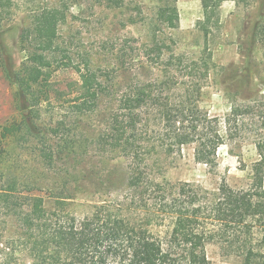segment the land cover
I'll return each mask as SVG.
<instances>
[{"label": "trees", "instance_id": "trees-1", "mask_svg": "<svg viewBox=\"0 0 264 264\" xmlns=\"http://www.w3.org/2000/svg\"><path fill=\"white\" fill-rule=\"evenodd\" d=\"M97 1L124 6L121 0ZM222 1H203L206 43ZM15 4L0 0V29L14 18ZM157 18L178 28L176 0H164ZM66 22L67 13L55 3L36 9L20 32L25 53L20 65L0 30V67L15 87L17 108L0 127V204L8 223L0 264H19L21 254L30 264H211L206 245L212 241L240 255L243 264H264V141L256 144L259 158L245 188L224 180L209 190L189 181L159 180L148 170L149 158L160 148L171 152L195 142L196 159L209 162L225 143L220 118L199 104L212 57L176 53L152 29L151 44L139 51L148 62L156 56L150 64L154 76L143 79L134 71V80L121 88L114 65L95 67L85 55L75 61L63 39ZM69 70L78 78L55 79ZM177 90L182 95L171 104L164 93ZM97 117L102 127L90 134L86 122ZM88 136L128 161L123 187L105 197L89 190L86 201L77 202V193L65 184L45 176L24 179L9 163L13 150H26L52 168L60 156L85 149Z\"/></svg>", "mask_w": 264, "mask_h": 264}, {"label": "rangeland", "instance_id": "rangeland-1", "mask_svg": "<svg viewBox=\"0 0 264 264\" xmlns=\"http://www.w3.org/2000/svg\"><path fill=\"white\" fill-rule=\"evenodd\" d=\"M121 1L123 7L97 0H15L14 18L0 30L4 31L16 65H20L25 58L19 46L21 29L36 9L55 3L67 13L62 33L75 61H83L85 55L95 67L114 65L116 73L121 72L122 83L134 80L137 70L143 79L154 76L151 65L157 61L156 56L151 55L148 62L139 51L145 49L144 43L151 44L152 29H157L176 53H185L187 58L210 55L214 64L203 80L199 104L211 117L220 118L225 143L209 162L196 159L195 142L171 152L160 148L149 158L148 170L159 180L189 181L209 190L216 189L224 180L235 188L248 187L259 158L256 144L264 141V0L222 1L209 24L207 43L200 24L205 19L204 0H176L180 24L174 29L157 18L164 0ZM131 17L136 21L134 24L129 22ZM76 78L78 73L73 70L61 71L55 77L64 83ZM167 94L172 97L171 104H175L182 91L164 93ZM16 114L15 87L0 67V127ZM86 123L90 134L102 127L100 117ZM86 144L80 153L60 156L52 168L44 167L36 154L26 150H13L9 163L24 179L45 176L57 186L65 184L77 193V202L84 203V193L89 190L100 191L105 197L110 189H121L128 161L118 158L115 152L93 140V136H88ZM67 173L75 176L65 178ZM87 199L93 201L92 197ZM7 224L6 210L0 204V248L4 249ZM206 249L211 264H243L240 255L227 253L220 242H209ZM18 261L30 264L23 254Z\"/></svg>", "mask_w": 264, "mask_h": 264}]
</instances>
